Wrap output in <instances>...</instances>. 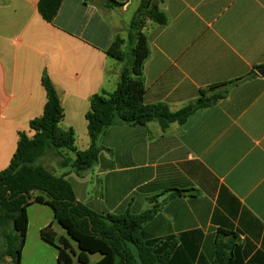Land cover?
Listing matches in <instances>:
<instances>
[{
    "label": "crops",
    "instance_id": "crops-1",
    "mask_svg": "<svg viewBox=\"0 0 264 264\" xmlns=\"http://www.w3.org/2000/svg\"><path fill=\"white\" fill-rule=\"evenodd\" d=\"M38 1L0 0V172L18 133L33 135L29 122L45 104L43 72L63 109L59 127L74 130L77 151L89 146V97L118 82L121 64L106 51L133 0H114L121 6L106 11L103 0H63L52 23L38 14ZM159 9L167 24L147 19L143 28L145 105L176 111L200 89L240 80L182 125L109 127L96 163L80 176L51 151L47 166L39 164L64 176L77 202L97 214L136 215L157 205L140 234L155 251L172 247L165 264H211L218 243L229 245L224 264H264V0H162ZM60 155L74 159L67 150ZM40 206L52 217L39 237L55 221Z\"/></svg>",
    "mask_w": 264,
    "mask_h": 264
},
{
    "label": "trees",
    "instance_id": "trees-1",
    "mask_svg": "<svg viewBox=\"0 0 264 264\" xmlns=\"http://www.w3.org/2000/svg\"><path fill=\"white\" fill-rule=\"evenodd\" d=\"M162 0H141L130 19L126 42L130 46V58L125 60L121 46L125 43L116 35L106 55L123 62L116 88L111 93L101 91L88 99L85 113L89 146L77 151L74 130L61 129L63 109L55 88L45 72L40 84L45 92V104L41 116L29 122L31 137L18 133L16 150L8 166L0 172V255L9 257L12 264H19L27 232L26 209L31 204L49 207L56 223L67 238L58 236L51 223L40 230L43 242L56 249V264H89V255L100 259L92 264H165L172 247L165 252L155 251L152 244L143 241L140 230L157 211V205L140 214H97L75 199L71 184L64 176H54L38 163L46 153L59 155L62 150L74 154V159L61 160L62 167L70 164L71 170L80 176L97 161L101 147L100 136L111 126H144L156 122L161 131L171 124L182 125L200 109L216 104L227 95L235 81L214 84L200 89L195 100L179 110L171 111L166 103L145 105L143 64L148 56L147 39L143 32L148 19L159 26L167 24L166 15L160 11ZM63 0H39L37 11L47 23H52ZM109 9L121 6L114 0H103ZM250 77V75H249ZM186 191L175 190L180 195ZM75 244L74 250L70 242ZM229 245L218 243L211 264H224L228 259Z\"/></svg>",
    "mask_w": 264,
    "mask_h": 264
},
{
    "label": "rangeland",
    "instance_id": "rangeland-1",
    "mask_svg": "<svg viewBox=\"0 0 264 264\" xmlns=\"http://www.w3.org/2000/svg\"><path fill=\"white\" fill-rule=\"evenodd\" d=\"M137 4L138 0H133L132 6L130 7L129 11L123 17H120V28L117 35L119 37H122L125 41V43H123V45L121 46V50L124 53L125 60H128L127 58H130V46L127 45L126 35L130 19L132 18L134 11L136 10ZM103 9L105 11L109 10V8L106 6H103ZM119 63L122 67L123 62ZM78 134L80 135L79 131ZM50 155L51 157L53 156L56 159L57 157H59V155H56L54 153H51ZM47 159L50 160V157L47 158L46 153L42 158L39 159L38 163H40V160H42L41 163L46 164L47 166ZM54 159L51 158V160ZM58 159H60L61 161L63 157L60 155ZM26 210L30 225L28 227V233L26 236L27 242L24 247L23 254L20 256L19 264H56V250L53 247L43 244L38 233V227L43 224V220H47V218L52 217L50 210L47 208H42L40 204H31ZM53 229L55 230V232L62 233L64 236H66L65 232L58 224L55 223V221ZM71 244L75 247V244L73 242H71ZM89 259L90 263L92 264L99 259V256H89ZM0 264H12V260L9 257L0 255Z\"/></svg>",
    "mask_w": 264,
    "mask_h": 264
},
{
    "label": "water",
    "instance_id": "water-1",
    "mask_svg": "<svg viewBox=\"0 0 264 264\" xmlns=\"http://www.w3.org/2000/svg\"><path fill=\"white\" fill-rule=\"evenodd\" d=\"M258 74L264 77V70H259Z\"/></svg>",
    "mask_w": 264,
    "mask_h": 264
}]
</instances>
